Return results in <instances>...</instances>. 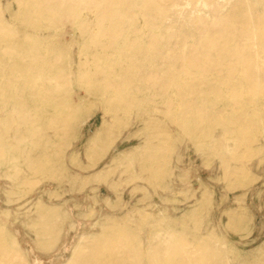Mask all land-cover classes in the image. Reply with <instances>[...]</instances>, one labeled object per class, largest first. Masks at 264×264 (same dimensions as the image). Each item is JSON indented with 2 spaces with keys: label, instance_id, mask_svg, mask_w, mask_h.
Returning <instances> with one entry per match:
<instances>
[{
  "label": "rangeland",
  "instance_id": "rangeland-1",
  "mask_svg": "<svg viewBox=\"0 0 264 264\" xmlns=\"http://www.w3.org/2000/svg\"><path fill=\"white\" fill-rule=\"evenodd\" d=\"M234 1L239 2L241 13L254 18L253 25L258 27L264 0H159L163 13L155 20V28L130 31L127 36L130 40L138 37L137 43L145 45V37L154 34L159 57H164L167 47L186 50L197 39L194 33L200 23L198 18L209 22L213 9L217 14L226 13ZM6 3L0 0V11ZM128 9L131 17L120 18L122 34L142 24L138 4L133 2ZM88 16L85 12L78 16L84 36L75 38L72 48L75 53L77 45H85L83 56L92 53L87 39L92 27L87 22ZM240 23L236 18L227 25L239 28ZM63 31L68 44L72 29L66 24ZM254 32L258 34V28ZM228 43L249 46L253 75L248 82L257 83L261 91L238 87L244 76L237 70L232 80L237 88L235 102L228 99L226 89H221L218 95L202 93L200 89L193 92L183 87L189 78L176 70L175 65L172 69L181 89L158 94L142 87L134 96L131 108L113 114L120 125L115 127V135L103 149L95 138L100 135L104 115L90 100L86 103L91 109L75 125L65 127L74 133L73 138L62 141L60 125L47 127L43 120L34 129L22 124L20 121L31 115L28 102H24L22 109H13L12 101L1 102L0 96L1 141L11 148L0 158V235L6 238L10 235L27 264H65L79 237L97 232V222L101 219L118 214L120 208L125 212L126 208L141 209L149 205H155L161 216L186 223L189 214L198 211L203 232L216 235L224 242L225 250L233 253L245 254L261 246L264 242V60L260 55L263 53L252 39L246 42L233 37ZM119 45L117 39L107 52L108 59L124 65L137 56L135 48L117 51ZM221 72L225 73L226 69L222 68ZM205 83L210 87L218 84L211 76ZM5 92L11 94L8 89ZM167 102L169 109L164 106ZM138 112L141 122L129 125ZM50 114L46 111L39 116ZM164 115L172 121L167 122ZM152 119L164 127L168 140L149 136L144 139V135L153 131ZM14 136L22 138L21 141L16 142ZM60 144L64 149L60 165L70 182L47 179V174L33 173L26 167L25 160L33 151H52ZM93 151L99 156L94 157ZM151 152L160 158L148 162L145 170L140 171V159ZM220 153L224 154L222 160ZM235 169L245 172L247 179L225 177L226 172ZM104 170L107 177L96 179ZM46 209L57 210L59 215L44 216ZM238 216L244 218L242 225L233 222ZM43 222L52 224L57 232L48 250L37 247L33 236V230L40 229ZM48 239L44 236L41 242Z\"/></svg>",
  "mask_w": 264,
  "mask_h": 264
},
{
  "label": "bare ground",
  "instance_id": "bare-ground-1",
  "mask_svg": "<svg viewBox=\"0 0 264 264\" xmlns=\"http://www.w3.org/2000/svg\"><path fill=\"white\" fill-rule=\"evenodd\" d=\"M6 1L0 11L1 102L11 100L13 109H22L24 102H28L31 115L27 119L19 117L23 118L20 123L34 129L43 120L47 127L60 125L63 129L57 131H60L62 141L73 138L74 133L65 130V127L75 125L82 114L91 109L86 103V100H90L104 115L100 135L95 138L103 149L115 135V127L120 125L119 119L113 114L131 108L134 96L142 87L158 94L166 93L172 88L181 89L182 85L172 69L175 65L176 70L189 78V81L183 83V87L193 92L200 89L202 93L218 95L221 89H226L228 99L235 102L237 88L233 86L232 80L237 70H241L245 80L247 79L243 82L244 78H240L238 87L243 86L253 92L261 91L257 83L248 82V78L251 79L253 75L249 46L230 45L228 42L233 37L243 38L246 42L252 39L260 47V52L263 53L260 57L264 60V13L258 27H255L254 18L239 11V2L234 1L231 8L223 14H217L213 9V18L209 22L198 18L200 23L194 33L197 39L187 45L186 50L167 47L164 57H159L157 37L154 34L150 33L145 37V45L137 43L138 37L130 40L127 36L130 31L136 33L144 28H155V20L163 13V7L158 5L159 0ZM133 2L138 4L142 24L138 28H129L122 34L123 24L120 18L124 15L131 17L128 7ZM83 12L89 15L87 22L92 26L87 36L89 49L92 50L88 56H83L85 45H77L75 53L72 50L75 38L84 36L83 27L77 22L78 16ZM236 18L241 26L230 28L227 24ZM66 24L72 29L68 44L64 40L63 31ZM255 28H258V34H255ZM117 39L120 40L117 51L135 48L137 52V56L131 57L124 65L121 61L108 59L107 52L112 50ZM222 68L226 69L225 73L221 72ZM208 76L218 83L216 87L205 83ZM6 89L11 94H7ZM164 106L169 109L170 104L167 102ZM46 111L51 114L39 116ZM140 118L141 112H138L129 125L141 122ZM164 118L169 123L172 121L170 116L164 115ZM151 126L153 131L144 135V139L147 136L159 141L169 139L157 120L152 119ZM32 133L34 135L33 131ZM14 139L20 142L22 138L14 136ZM60 145L52 151H33V155L25 160L26 167L33 173L47 174V179L57 180L59 183L68 179L70 182L60 165L64 153L63 144ZM9 149L10 146L7 147L1 141L0 135V158ZM223 155H219L221 160ZM93 156H99L98 152L93 151ZM159 158L153 152L143 156L140 159V171L145 170V164ZM107 175L108 172L104 170L95 178L104 179ZM224 175L228 179L240 181L248 177L238 169ZM110 187L113 185L110 184ZM122 209L124 208H120L118 214L111 218L97 222V232L79 237L65 264H264V242L259 248L245 254L225 250L223 241L214 234L203 232L199 227L198 211L191 212L186 223L161 216V211L155 205L141 209L126 208L125 212ZM43 214L57 216L59 212L46 209ZM243 219L238 216L233 222L242 225ZM40 225V229L33 230V236L37 239V247L48 250L54 243L57 232L52 224L43 222ZM9 236L6 238L0 235V264H27L16 248L15 241ZM44 236L50 239L41 242Z\"/></svg>",
  "mask_w": 264,
  "mask_h": 264
}]
</instances>
